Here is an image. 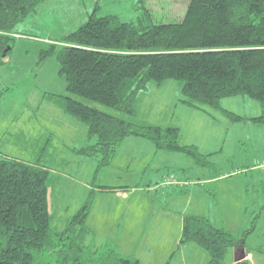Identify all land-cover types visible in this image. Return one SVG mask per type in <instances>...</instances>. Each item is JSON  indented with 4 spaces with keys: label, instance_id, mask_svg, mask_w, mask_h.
Instances as JSON below:
<instances>
[{
    "label": "trees",
    "instance_id": "obj_1",
    "mask_svg": "<svg viewBox=\"0 0 264 264\" xmlns=\"http://www.w3.org/2000/svg\"><path fill=\"white\" fill-rule=\"evenodd\" d=\"M44 3L0 0V66L13 49L15 26L38 14ZM53 57L67 92L45 93L46 98L86 125L89 143L72 150L96 160L94 179L131 136L217 172L213 154L183 144L179 128L139 120V95L153 84L178 82L180 102L213 119L211 111L220 109L231 123L264 126V0H190L183 18L171 23L155 21L149 9L138 21H123L114 14L97 16L95 8L85 24L42 50L38 64ZM238 96L257 101L260 115L244 117L221 107L222 99ZM51 138L52 134L32 161L0 152V264H142L138 258L123 256L108 241L97 245L96 233L88 225L95 192L127 191L126 186L93 185L64 228H52V168L47 160ZM255 223L237 237L208 217L189 215L178 245L195 244L208 254L207 264H228L230 253L245 247ZM53 254L55 261L48 258Z\"/></svg>",
    "mask_w": 264,
    "mask_h": 264
},
{
    "label": "rangeland",
    "instance_id": "obj_2",
    "mask_svg": "<svg viewBox=\"0 0 264 264\" xmlns=\"http://www.w3.org/2000/svg\"><path fill=\"white\" fill-rule=\"evenodd\" d=\"M189 1L45 0L38 14L27 17L15 26L13 35L16 39L13 49L5 60L6 62L0 66V152L14 158L32 161L40 156L41 149L49 142L48 137L52 134L47 160L52 168L49 197L51 212L54 215L52 220L54 230L64 228L67 222L66 210L69 218L82 206L83 200L89 195L90 182L91 189L93 185L95 187L116 185L119 183L121 174L114 162L112 166L100 170L94 179L97 169L96 160L84 156L77 157L72 153L73 148L85 146L86 142L82 141L86 140L87 128L71 116L69 118L79 123L85 134L82 135V131L78 128L67 126L66 122L62 124L61 116L67 114L48 100L45 93L66 94V80L59 73L60 64L55 57L38 64L40 52L47 49L53 41L61 39L85 24L95 8L97 16L114 14L123 21H138L149 9L155 21L171 23L183 18ZM169 93L175 95L172 91ZM156 97H152L153 103L159 102V98ZM153 103L150 108H168L167 105L162 107ZM221 107L244 117H255L261 113V106L257 101L242 96L222 99ZM187 112L189 114L185 113L181 117L189 129V139L205 147L207 153L216 152L215 155L219 158L216 162L213 161L217 165V172L211 173L216 175V179L222 176L227 178L215 183L213 187L209 186L215 191H209L206 199L210 195H217L219 203L213 204L210 208H203L206 212L205 216L210 214L212 216L210 220L215 226L228 229L237 237H241L252 228V223L256 222V230L247 236V238H252L249 239L248 244L262 245V251H264V126L256 125L251 121L231 123L222 110L215 109L211 113L220 124L214 129V126L206 123L207 119L213 122L209 117H204L198 111L188 110ZM201 118H206V120ZM57 124H62L67 129L57 128ZM257 128H261L260 132ZM63 130L70 134L67 137L64 136L61 132ZM130 145V152L134 154L143 150L142 145ZM191 177L193 179H183L176 173L169 172L160 182L148 188L152 191L174 188L182 192L184 187L203 188L206 185L203 176L201 179ZM123 181L129 185L140 183L132 175ZM243 181H246L244 185ZM121 191L127 192L128 190L118 192ZM95 194L88 225L96 233L97 245L106 243V240L112 243L117 242L121 250L117 249L123 256L140 257L142 264H166L167 262L170 264H202L203 261L200 263L196 252L203 254V258L205 256L209 258L206 252L192 243L177 245L175 247V250H178L177 256L165 255L168 246L170 247L174 242V233H170L173 226L171 229L167 228L165 232L161 230L156 233L158 238L156 245L163 243L158 255H156L157 250L149 251L150 254L148 251L144 252L142 246H147L143 238L145 229L147 231L145 235H151L154 228L160 225L154 223L156 217L137 226L134 219L130 217L137 212V209L122 210L114 205L113 214H110L109 200L112 202L115 198L114 194L101 191ZM106 196H110L109 200ZM244 198H248L245 208H243ZM118 201L119 198L116 202ZM194 202L195 199L193 206ZM192 211L196 213L200 210ZM125 212L129 213V217L124 219L120 226L112 223L114 216ZM107 219H110L109 222ZM130 229L135 232V234L131 233L133 237L119 242L122 235ZM180 252L184 255L179 256ZM48 258L55 261L56 254ZM256 259L257 264H262L259 261L261 258L256 256ZM262 262L264 264V255ZM234 263L235 256L230 253L228 264Z\"/></svg>",
    "mask_w": 264,
    "mask_h": 264
},
{
    "label": "crops",
    "instance_id": "obj_3",
    "mask_svg": "<svg viewBox=\"0 0 264 264\" xmlns=\"http://www.w3.org/2000/svg\"><path fill=\"white\" fill-rule=\"evenodd\" d=\"M170 91L174 92L175 95L169 93ZM153 96L154 97L159 96L156 97L159 98V102L153 103L151 100ZM181 98H182V90H181V85L178 82L169 80L163 82L160 85L153 84L152 86H150V88L147 91H144L139 95L138 105H137L138 118L142 123L148 125L161 126V127L173 126L179 128L180 139L183 144L196 145L200 149V151H202L204 154H213L212 159L215 160L216 162L217 159L219 158V156L215 155L216 152L207 153L205 147L200 145L198 142L196 143V141H192L191 139H189L188 136L189 129L185 126L181 115H184L185 113L189 114V112H187L188 110H193V111H198V110L189 108L186 105L182 104L180 102ZM152 103L162 107L163 106L165 107V105H167L168 108H150ZM198 113H202L204 117H209V119H211V121L213 122H210V120L208 119L206 120V118H201V119H205L207 121L206 123H209V125L214 126V129H216V127L219 126L220 123L217 120L212 119V117H210L209 115L201 111H198ZM69 117L70 116H67L65 114L62 115L61 116L62 124L63 122H66L67 126L71 125L75 128H78L79 130L82 131V135L83 133L85 134V131H83L84 130L83 127L79 123L71 120ZM175 120H177V123H175ZM62 124H57V128L66 130L67 127L63 126ZM71 129L73 130L74 128ZM260 129L261 128H257V131L260 132ZM64 130L61 132H63V135L67 137L70 133H67ZM82 142H86L85 145L89 143L88 129L86 131V140L84 139ZM130 144L140 145V146L142 145L143 150L138 154H134L130 152L131 149ZM122 145H124V147ZM83 146L84 145H82L81 147ZM72 153L76 155L74 152ZM76 156L80 157L79 155ZM114 162L116 164V168L118 169L119 173L122 176L119 175L120 179L118 178L119 179L118 184L106 185V186H112V187L126 186L129 187L130 189L127 192H123V191L107 192L112 195L114 194L115 197L112 200V202H110L109 200L110 196H106V198L109 200V206H108V208L110 209L109 213L113 214L114 205H117L118 209H122V210H129L131 208L137 209V212H135L133 216H130L134 219L137 226H139L141 223L147 221L148 219L154 216L156 217V219H154V223L160 224L161 228L160 225H157L154 228V230L151 232V235L148 234L145 235L147 232L145 229V233L143 236L147 246H142V248L144 252L148 251V254H150V252L154 250H157L156 255H158L159 253L158 251L163 246V243L159 246L156 245L158 243V238L156 237V233L161 232V230L165 232L167 228L171 229L173 226V228L170 230L171 231L170 233L171 234L174 233V242L170 247L168 246L165 252V255L168 256L169 254L171 255L175 251V247L179 244V240L182 233L183 221L186 216L189 215H198L204 217L209 216V218L211 219L212 216L210 214L208 216H205L206 212L203 211V208L212 207L213 204L215 205V203L217 202L219 203V199L217 195L216 196L210 195L206 199V197L208 196L207 193L209 191L212 192L215 191L211 189L209 186L213 187L215 183L222 181V179L223 180L227 179L226 176H222V178L216 179V175L214 176L211 172L196 166L195 163L186 156L181 154L159 151L150 141L146 139L144 140V138L137 136H131L124 140V142L119 146L116 155L113 159V162L110 166H112ZM169 172H174L178 177L183 179H193V177L191 176H195L194 179H201V177L203 176L205 178L204 181L206 185L203 188L184 187L183 188L184 190L182 192L174 188L162 189V191L160 190L152 191L150 188H148V186L160 182L163 179L164 175L168 174ZM129 175L135 176L136 181H140L139 185H129L125 181H123ZM90 183H89V193L91 191ZM245 183L246 181H243V185ZM117 198H119L118 201L119 203L116 202ZM194 199L195 202L193 206L192 203ZM85 200L86 198L83 200L82 205L84 204ZM246 200H248V198L243 199V208H245ZM190 206H192V208H190ZM192 210L194 211L200 210V211H196V213L195 212L193 213ZM67 214L68 211L66 210V217H65L66 220H68L73 215L72 214L68 218L69 215L67 216ZM116 217H120V218H116ZM128 217H129V213L127 212H125L124 214L123 213L118 214L113 217L112 223L120 226L121 222ZM109 220L110 219H107V222H109ZM107 224L109 225V223ZM131 233L135 234V232L130 229L129 232H127L125 235H122L123 237L120 238L119 242L120 241L122 242L127 238H132L133 236ZM117 235L118 234H116V236ZM250 238L251 237L247 238V242L245 243V247H244L247 254L246 259L249 260L250 264H257L258 261L256 259V256H258L259 258H261L259 259V261L263 264L262 262V258L264 255L262 254L264 253V251H262L263 247L262 245L251 246L250 244H248ZM153 241H155V243ZM108 242L112 243L111 241ZM113 243H112L113 245H116V247L120 249L117 242H113ZM196 254L199 257L200 263H202V261H203L202 264L208 263L209 258H207L205 255H204L205 258H203V254H200L198 252H196ZM231 254L235 256V250H233ZM182 255L184 254L180 252L179 256ZM136 258H138L141 261L140 257H136Z\"/></svg>",
    "mask_w": 264,
    "mask_h": 264
},
{
    "label": "water",
    "instance_id": "obj_4",
    "mask_svg": "<svg viewBox=\"0 0 264 264\" xmlns=\"http://www.w3.org/2000/svg\"><path fill=\"white\" fill-rule=\"evenodd\" d=\"M234 250H235V262H241L247 258V254L244 248H239Z\"/></svg>",
    "mask_w": 264,
    "mask_h": 264
}]
</instances>
